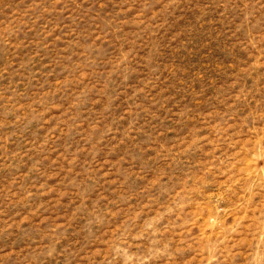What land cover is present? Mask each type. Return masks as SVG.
Instances as JSON below:
<instances>
[{
  "label": "rangeland",
  "instance_id": "1",
  "mask_svg": "<svg viewBox=\"0 0 264 264\" xmlns=\"http://www.w3.org/2000/svg\"><path fill=\"white\" fill-rule=\"evenodd\" d=\"M0 264H264V0H0Z\"/></svg>",
  "mask_w": 264,
  "mask_h": 264
}]
</instances>
